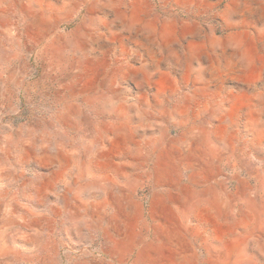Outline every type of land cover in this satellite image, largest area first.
I'll use <instances>...</instances> for the list:
<instances>
[{
	"label": "rangeland",
	"instance_id": "1",
	"mask_svg": "<svg viewBox=\"0 0 264 264\" xmlns=\"http://www.w3.org/2000/svg\"><path fill=\"white\" fill-rule=\"evenodd\" d=\"M161 257L264 264V0H0V264Z\"/></svg>",
	"mask_w": 264,
	"mask_h": 264
},
{
	"label": "crops",
	"instance_id": "2",
	"mask_svg": "<svg viewBox=\"0 0 264 264\" xmlns=\"http://www.w3.org/2000/svg\"><path fill=\"white\" fill-rule=\"evenodd\" d=\"M149 259H150L151 262L153 261V263L154 262L155 263H163V262H165V263H168V264H174V263L176 264L178 262V260H179V258H176V257H171V258H163V257H161V258H155V259L149 258Z\"/></svg>",
	"mask_w": 264,
	"mask_h": 264
}]
</instances>
